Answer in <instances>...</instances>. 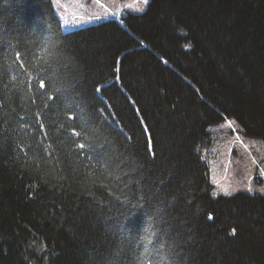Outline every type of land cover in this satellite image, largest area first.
<instances>
[{"label":"trees","instance_id":"trees-1","mask_svg":"<svg viewBox=\"0 0 264 264\" xmlns=\"http://www.w3.org/2000/svg\"><path fill=\"white\" fill-rule=\"evenodd\" d=\"M226 116L264 139V0L69 32L0 0V264H264V194L214 196L204 158Z\"/></svg>","mask_w":264,"mask_h":264},{"label":"rangeland","instance_id":"rangeland-1","mask_svg":"<svg viewBox=\"0 0 264 264\" xmlns=\"http://www.w3.org/2000/svg\"><path fill=\"white\" fill-rule=\"evenodd\" d=\"M64 32L128 13L144 12L151 0H52ZM212 144L204 153L214 196L238 192L264 194V139L245 134L235 117L212 124ZM225 195V196H231Z\"/></svg>","mask_w":264,"mask_h":264},{"label":"snow or ice","instance_id":"snow-or-ice-1","mask_svg":"<svg viewBox=\"0 0 264 264\" xmlns=\"http://www.w3.org/2000/svg\"><path fill=\"white\" fill-rule=\"evenodd\" d=\"M145 2H147V0H145ZM43 86H44L43 83H41V87H43ZM99 90L100 89L98 88L97 91H99ZM80 147H84V145H80ZM224 194L225 195H231V193L227 192V190H225ZM214 195H215V193H214ZM212 218L213 217L211 215L208 216V219L209 220H211ZM235 233H236V230H235V228H233L232 231H231V233H230V235H233L234 236Z\"/></svg>","mask_w":264,"mask_h":264}]
</instances>
